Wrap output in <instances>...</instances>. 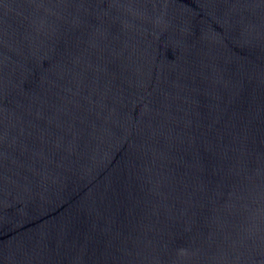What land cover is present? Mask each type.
<instances>
[{
	"label": "water",
	"instance_id": "obj_1",
	"mask_svg": "<svg viewBox=\"0 0 264 264\" xmlns=\"http://www.w3.org/2000/svg\"><path fill=\"white\" fill-rule=\"evenodd\" d=\"M0 264H264V0H0Z\"/></svg>",
	"mask_w": 264,
	"mask_h": 264
}]
</instances>
